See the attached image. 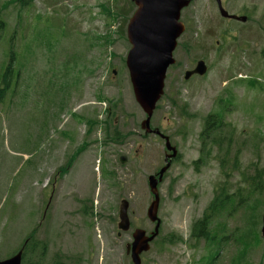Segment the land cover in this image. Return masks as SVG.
I'll use <instances>...</instances> for the list:
<instances>
[{"label":"rangeland","instance_id":"374dc122","mask_svg":"<svg viewBox=\"0 0 264 264\" xmlns=\"http://www.w3.org/2000/svg\"><path fill=\"white\" fill-rule=\"evenodd\" d=\"M222 3L247 21L224 18L217 0L182 11L151 121L178 156L159 184L162 224L142 264H264V0ZM135 10L133 0H0V87L14 57L0 97L1 260L28 246L23 264H132L134 230L154 231L148 179L169 151L142 129L126 65ZM199 60L208 72L185 79ZM210 114L226 122L222 144L201 139ZM220 191L231 199L211 217L216 239L194 238Z\"/></svg>","mask_w":264,"mask_h":264},{"label":"water","instance_id":"95a60500","mask_svg":"<svg viewBox=\"0 0 264 264\" xmlns=\"http://www.w3.org/2000/svg\"><path fill=\"white\" fill-rule=\"evenodd\" d=\"M136 10L127 25V36L131 43L126 65L137 102L145 112L146 118L141 127L147 134L154 133L163 140L167 151L164 165L157 174L149 176V188L154 199L150 203L147 215L155 223L154 231L148 233L145 229L136 228L132 234V242L127 244V253L131 255L132 264H142V254L151 248L152 242L159 236L162 220L159 217L161 195L159 184L164 174L171 167L172 159L178 155V149L172 145L170 137L160 129L153 128L151 121L158 103L161 101L166 87L168 70L176 63L174 52L179 38L186 30L181 20L182 11L193 0H133ZM218 8L224 18L246 22L247 16L229 13L223 6L222 0H217ZM208 66L205 60H199L193 69L185 72V79L194 75L203 76ZM121 162H127L122 156ZM130 202L121 200L119 206L118 228L121 232L131 229L129 215ZM262 236L264 237V214L262 217ZM120 232V233H121ZM24 247L7 259H0V264H22Z\"/></svg>","mask_w":264,"mask_h":264},{"label":"trees","instance_id":"16d2710c","mask_svg":"<svg viewBox=\"0 0 264 264\" xmlns=\"http://www.w3.org/2000/svg\"><path fill=\"white\" fill-rule=\"evenodd\" d=\"M4 24L5 23L0 18V30L3 28ZM13 64H14V57L12 56L10 63L8 64V66L6 67V69L2 75L1 80H2L3 85L0 87V97L6 95L8 89L11 86L12 74L14 71ZM225 124H226V122L224 121L222 116H219L216 114H210L208 116V118L206 119L204 129L200 134L201 139H204L205 137H207V139L210 141L213 137V141H218L219 144H222L223 137H224L223 136V129L225 127ZM234 167H238V164H235ZM259 176H260V173L256 174L253 178V184H255V186H256L254 188V191L259 190V185H260L258 182ZM247 197H248V195L244 196L243 198L245 199ZM230 199H231V196H229L223 192L216 194V196L213 199V201L211 202L210 206L205 211L204 216L194 224L193 232H192V236L194 238L203 239V240H215L216 239V237L211 236L210 229H209L210 224H211V217L216 210H218L220 207L224 206L225 204H228L230 202ZM31 239H32V236H31ZM27 247L28 246H26L24 248L25 251L23 254V262H24V258H25L26 252H27Z\"/></svg>","mask_w":264,"mask_h":264},{"label":"flooded vegetation","instance_id":"af4514ba","mask_svg":"<svg viewBox=\"0 0 264 264\" xmlns=\"http://www.w3.org/2000/svg\"><path fill=\"white\" fill-rule=\"evenodd\" d=\"M227 19H229V18H227ZM230 20H232V19H230ZM178 156V155H177ZM174 159H172V161H173ZM158 173V172H157ZM157 173H155V174H157ZM119 234H120V232H119Z\"/></svg>","mask_w":264,"mask_h":264},{"label":"bare ground","instance_id":"6f19581e","mask_svg":"<svg viewBox=\"0 0 264 264\" xmlns=\"http://www.w3.org/2000/svg\"><path fill=\"white\" fill-rule=\"evenodd\" d=\"M233 20V19H232ZM194 68V67H193ZM192 69V68H191ZM190 70V69H189ZM208 72V71H207ZM200 76V75H199Z\"/></svg>","mask_w":264,"mask_h":264}]
</instances>
